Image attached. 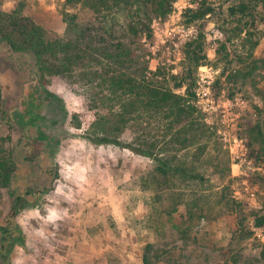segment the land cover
Returning <instances> with one entry per match:
<instances>
[{
    "label": "rangeland",
    "instance_id": "rangeland-1",
    "mask_svg": "<svg viewBox=\"0 0 264 264\" xmlns=\"http://www.w3.org/2000/svg\"><path fill=\"white\" fill-rule=\"evenodd\" d=\"M202 1L175 0L168 18H154L153 39L141 40L140 62L151 71L161 66L178 73L186 44L200 33L199 24H185V14ZM212 1L224 8L205 21L209 58L195 92L210 87L212 97L240 96L247 106L225 139L219 115L197 104L215 135L201 156L192 147L177 164L201 173L205 183L180 174L165 178L153 159L94 145L85 134L98 112L84 90L63 77L49 78L44 90L31 71L33 58L0 45V88L9 115L0 114V157L13 158L11 189L27 200L12 218L11 192L0 188V264H144L149 244L162 256L159 264H260L264 227L257 228L255 218L264 216V158L256 161L259 144L250 142L256 125L264 132V66L253 62L264 59V24L255 32L260 44L253 57L241 44L246 33L220 51L227 9L238 0ZM16 4L7 0L3 9ZM25 14L55 37L65 33L66 14L92 20L89 10L66 0H27ZM149 132L163 134L154 126ZM136 137L129 130L121 140ZM248 231L252 237L243 239Z\"/></svg>",
    "mask_w": 264,
    "mask_h": 264
},
{
    "label": "trees",
    "instance_id": "trees-1",
    "mask_svg": "<svg viewBox=\"0 0 264 264\" xmlns=\"http://www.w3.org/2000/svg\"><path fill=\"white\" fill-rule=\"evenodd\" d=\"M6 1L0 0V45L10 53L33 58L31 71L44 90L45 83L52 77H63L72 86L79 85L84 90L91 109L98 112L96 121L85 134L86 139L94 145L123 147L153 159L157 162L156 172L165 178L180 174L188 180L206 182L201 173L177 162L180 154L192 147H196L201 156L215 135L197 105L195 88L198 71L209 58L205 21L217 11L222 12L223 5L203 0L197 9L186 12L185 24H199L200 33L186 44L183 67L175 74L172 68L161 66L151 71L148 64L140 62L144 58L141 54L143 36L153 39L152 21L168 18L174 11L175 0H66L70 7L89 10L92 20L81 23L76 14L64 15L67 26L62 37L53 36L25 14L27 0H13L17 4L12 11L3 9ZM227 16L221 27L227 40L220 51L246 33L241 44L249 46V56L253 57L260 44L259 39H254L255 32L261 31L259 26L264 24V0H238L228 7ZM253 62L264 66V59ZM183 89L184 92H179ZM5 108L0 88V114L9 117ZM61 110L67 114L64 107ZM153 126L163 133L161 137H151L149 129ZM129 130L137 137L132 142L122 141L121 136ZM252 132L255 137L251 138L250 146L253 147L252 141L259 144L256 161L262 162L264 132L257 125ZM14 167L13 158L0 157V188H9L11 192L12 218L27 204L22 195L11 189ZM259 180L264 185V176ZM255 226L264 227V216L255 218ZM238 234L235 229L233 241ZM252 235L248 231L243 239ZM260 257L259 263L264 264V245ZM161 261L162 256L153 245H147L143 263Z\"/></svg>",
    "mask_w": 264,
    "mask_h": 264
},
{
    "label": "built area",
    "instance_id": "built-area-1",
    "mask_svg": "<svg viewBox=\"0 0 264 264\" xmlns=\"http://www.w3.org/2000/svg\"><path fill=\"white\" fill-rule=\"evenodd\" d=\"M203 82L207 83L206 79ZM209 83V82H208ZM197 104L203 111L210 114H218L222 126L225 127V132L223 133L225 139L227 138L228 129L237 123V121L242 117L247 103L242 97L238 96L235 99L215 98L211 95L210 87L199 89L196 92ZM235 142H238V138L235 137Z\"/></svg>",
    "mask_w": 264,
    "mask_h": 264
}]
</instances>
